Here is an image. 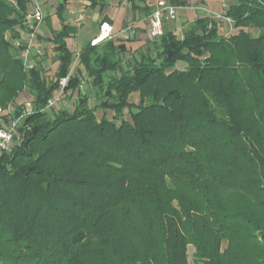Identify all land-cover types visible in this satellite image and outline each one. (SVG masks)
<instances>
[{
    "label": "trees",
    "instance_id": "obj_1",
    "mask_svg": "<svg viewBox=\"0 0 264 264\" xmlns=\"http://www.w3.org/2000/svg\"><path fill=\"white\" fill-rule=\"evenodd\" d=\"M56 1L59 30L44 17L58 65L49 79L5 37L33 31L29 0H0V107L11 111L0 129L19 119L0 151V264H190L189 247L194 264H264V0L229 6L236 35L209 17L183 37L164 26L126 62L123 40L68 46V5L103 13L106 0ZM120 1L152 14L150 0ZM63 78L75 110H46ZM24 91L29 115L16 106Z\"/></svg>",
    "mask_w": 264,
    "mask_h": 264
},
{
    "label": "rangeland",
    "instance_id": "obj_2",
    "mask_svg": "<svg viewBox=\"0 0 264 264\" xmlns=\"http://www.w3.org/2000/svg\"><path fill=\"white\" fill-rule=\"evenodd\" d=\"M39 2V4L45 9V18L47 16L57 19L55 16L56 8L58 2L56 0H36ZM110 4V12H113L112 15L115 16L116 20H120V30L117 34H114L115 40H123L126 42L127 49H129V52L124 56L125 62L129 59H131L134 55H138L135 51L141 47L145 48L148 44L149 38L151 35V19L150 17H146L144 15L139 14H133L130 10V6L126 5L125 2H121L120 0H106ZM165 1V3H168V0H155L154 4L157 6V2ZM209 1V0H206ZM205 0H186L187 6L186 7H178L176 6V19L170 20L167 18V15L164 14V26H166L167 30L175 33L179 37H183L185 34V31L192 28V25L195 23V20L200 18H214L219 23V31L220 34L231 37L233 35H236L239 31L234 29L233 24L224 18L223 14L225 11L229 8L230 5L234 4V0H221L215 1L211 0L214 3L212 5L213 7L216 4H219V8L216 11V8H210L208 5V2ZM169 5V3H168ZM70 6H72L68 12H74L72 17V25L77 28V34L75 37L68 41L69 49L72 50L74 53L79 54L83 47L91 42L92 43V36H94L95 33H97V30L99 29L101 24L103 22L102 14L100 9H93L90 6L89 2L81 1V2H73L70 3ZM28 15L33 11L32 7V0H29L28 3ZM157 8V7H156ZM109 10V8H108ZM105 13H107L105 11ZM115 14V15H114ZM54 16V17H53ZM99 16V17H98ZM44 18V19H45ZM58 21V20H57ZM56 21V24L54 26L55 29L59 30L60 24ZM45 22V21H44ZM22 40L16 39L15 41L12 40L11 32H6L5 37L7 40L13 41V45L18 42L21 45V41L23 44L28 45V37L27 32H24L22 30H18ZM99 33V32H98ZM39 34V30L36 33V35ZM50 33L46 31L44 37H42L43 41L45 42V45L43 44V47L35 48L36 44H41V39L36 40L34 47L31 49V54L29 55V58L27 60L26 66L27 68L31 69L33 65H39L45 70L46 77L51 79L54 74L57 71L58 65L55 63V53L53 51L52 45L49 43L48 39H50ZM43 43V42H42ZM17 46V47H20ZM42 45V44H41ZM16 47V46H15ZM135 53V54H134ZM138 57V56H137ZM25 58V53L23 55V60ZM25 63V61H24ZM78 68L77 62L74 64V73L76 72ZM186 68V65L184 63H179L177 66V69L184 70ZM81 91L86 94H90L91 101L90 106H94L96 103V94L94 89L90 90V87L87 85V83H83L81 87ZM20 97L17 100L16 106H22V110L24 111V108L27 104H31L33 97L30 96V94L27 91L22 92ZM59 96H56V103L54 106L47 108L46 110H61L68 109L70 111H74V107L76 105L77 96H70L62 94L61 98L58 100ZM139 93H135V95H132L130 101L131 103L135 104L139 102ZM54 99V100H55ZM103 115V112L98 111L97 116L98 118H101ZM112 112H108V116L110 118L113 117ZM123 118L125 120H129V114L128 111H124ZM14 140V139H13ZM15 144V140L12 143V146ZM11 146V147H12ZM10 147V148H11ZM194 250L192 247H189L188 253L190 254V264L193 263V253Z\"/></svg>",
    "mask_w": 264,
    "mask_h": 264
},
{
    "label": "built area",
    "instance_id": "obj_3",
    "mask_svg": "<svg viewBox=\"0 0 264 264\" xmlns=\"http://www.w3.org/2000/svg\"><path fill=\"white\" fill-rule=\"evenodd\" d=\"M157 8L152 12L150 19H151V35L155 38L162 37L163 33V27H164V18L163 15L166 14L167 18L170 20H175L176 18V9L175 7L168 5V3H165V1H161L157 3ZM32 7L33 11L30 13V15L27 16V22L29 24V27L33 30L30 32V34L27 35L28 37V45L25 49V65L27 63V60L29 58V55L31 54V49L34 47L35 42L37 40L36 33L40 29V27L43 25L45 13L43 7L37 2L36 0H32ZM114 37V29L113 26L109 22H103V24L100 27V31L98 33V36L92 40V45H98L99 43L103 42L106 39H112ZM20 44L18 42L15 43V46H19ZM68 78L61 79V86L62 89L58 92V100L61 98L63 94V87H65L68 83ZM55 99V98H54ZM52 99L47 108H50L55 105L56 99ZM32 104H27L24 108V115H29L32 113ZM10 108L8 109H2L0 107V117L3 115L10 114ZM18 120H11L9 124L5 125L3 129H0V151L4 150H10V147L12 146V143L14 142V135L16 132V129L18 127Z\"/></svg>",
    "mask_w": 264,
    "mask_h": 264
},
{
    "label": "crops",
    "instance_id": "obj_4",
    "mask_svg": "<svg viewBox=\"0 0 264 264\" xmlns=\"http://www.w3.org/2000/svg\"><path fill=\"white\" fill-rule=\"evenodd\" d=\"M154 1L155 0H150V4H151V6L153 7V11L156 9V4H154ZM206 1V0H205ZM215 1H221V0H215ZM73 2H81V1H73ZM206 2H208V5H209V7L210 8H216V11L218 10V8L220 7L219 6V4H216L214 7L212 6V5H214V3L215 2H213V1H211V0H209V1H206ZM108 3V5L110 4L109 2H107ZM158 3V2H157ZM158 5V4H157ZM69 6V9L72 7V6H70V4L68 5ZM108 8H109V10H108ZM108 8H106L104 11H103V13H101L102 14V20H103V18L104 17H108V19L109 20H111V22H109L112 26H113V29H114V34H117L118 33V31L120 30V25H121V22H120V20H116V18H115V16H113L112 15V13L113 12H110V9H111V7H110V5H109V7ZM105 11L107 12V13H105ZM152 11V12H153ZM75 12V11H74ZM74 12H71V15L74 13ZM44 13H45V9H44ZM71 15H70V12H68L67 13V15H66V17H67V21L72 25V17H71ZM115 15V14H114ZM54 17V16H53ZM99 17V16H98ZM56 21H57V19L55 20V17L54 18H51V21L50 22H52V26H53V28H54V26H55V24H56ZM104 21V20H103ZM58 22V24H60V22L59 21H57ZM103 23V22H102ZM73 26V25H72ZM55 29V28H54ZM55 30H57V29H55ZM46 31H48L49 33H50V30H49V27H48V25H47V22H45L44 23V25L40 28V30H39V34H38V36L40 37V39H41V41L43 42H41V44L39 43L38 45L36 44L35 46V48L37 49L38 47H42V48H44L43 47V44L45 45V42L43 41V39H42V37H44V35H45V33H46ZM98 32H99V29L97 30V33H95L94 34V36H92V40H94L97 36H98ZM77 34V32L74 34V37H75V35ZM73 37V38H74ZM73 38H71V40L73 39ZM38 40H39V38H38ZM69 41V40H68ZM68 46H69V44H68Z\"/></svg>",
    "mask_w": 264,
    "mask_h": 264
}]
</instances>
